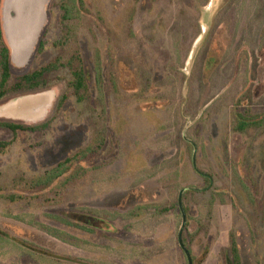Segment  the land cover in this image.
<instances>
[{
	"label": "rangeland",
	"instance_id": "obj_1",
	"mask_svg": "<svg viewBox=\"0 0 264 264\" xmlns=\"http://www.w3.org/2000/svg\"><path fill=\"white\" fill-rule=\"evenodd\" d=\"M11 1L0 124L47 128L0 126V264H188L183 189L193 264H228L231 239L241 264H264V124L241 133L235 118H264V0H45L22 65L3 27ZM53 63L45 88L13 89Z\"/></svg>",
	"mask_w": 264,
	"mask_h": 264
},
{
	"label": "trees",
	"instance_id": "obj_2",
	"mask_svg": "<svg viewBox=\"0 0 264 264\" xmlns=\"http://www.w3.org/2000/svg\"><path fill=\"white\" fill-rule=\"evenodd\" d=\"M68 14V12H66ZM68 17V15H67ZM0 42L2 43V30H1V23H0ZM3 45V44H2ZM39 49H42V43H40ZM57 64H49L46 67L34 71L32 73L26 74L18 79V81L14 84L13 89L15 91H36L40 88H45L47 85L42 84V80L45 76L49 75L50 73L54 72V70L57 68ZM1 68H2V80H1V89L6 87L8 80L10 78V64H9V51L7 47L3 45L2 51H1ZM43 85V86H42ZM72 88L74 89L75 93L78 94L80 92L87 93L88 92V85L86 80V74L84 69L80 66L76 71L73 72V81L71 83ZM2 95H0L1 98ZM66 97H63L60 105L62 106L64 104V100ZM236 118V131L244 133L247 129L253 128V127H261L264 124V118L255 119L254 117L250 116L249 114L243 115L240 113H237L235 115ZM0 126L7 128L10 130L13 134H16L18 131L23 132H39L43 131L47 128V125L41 126V127H30L28 125H16L12 123H2ZM10 146L9 142L0 143V151L3 152ZM91 153V148L85 149L83 151L84 157L88 156ZM83 156H77L73 160L69 159L65 161L64 163L59 164L55 169L47 172L42 177L36 179L32 182V188H41L43 190L49 189L57 180L62 178L68 171L69 166L73 161H82L80 158ZM208 183L209 180L204 178ZM189 193V192H188ZM193 193V192H190ZM11 200H15V198H11ZM176 207L178 206L175 205ZM159 211V210H158ZM167 210H164L165 212ZM162 213V211H159ZM231 260L228 264H241L239 251L237 248V244L234 239H231ZM186 245V244H185ZM189 250V248H188ZM190 251V250H189ZM193 257H192V263H193Z\"/></svg>",
	"mask_w": 264,
	"mask_h": 264
},
{
	"label": "water",
	"instance_id": "obj_3",
	"mask_svg": "<svg viewBox=\"0 0 264 264\" xmlns=\"http://www.w3.org/2000/svg\"><path fill=\"white\" fill-rule=\"evenodd\" d=\"M45 15V0H12L3 13L4 31L12 50L13 61L22 65L30 57L41 33ZM39 101H44L42 98ZM42 107L43 103H38ZM195 165V159H193ZM188 189H183L179 195V207L182 212V226L178 233V243L184 251L187 263H192V257L183 243V230L186 215L182 206V196Z\"/></svg>",
	"mask_w": 264,
	"mask_h": 264
},
{
	"label": "flooded vegetation",
	"instance_id": "obj_4",
	"mask_svg": "<svg viewBox=\"0 0 264 264\" xmlns=\"http://www.w3.org/2000/svg\"><path fill=\"white\" fill-rule=\"evenodd\" d=\"M20 92H22V91H20ZM0 95H2L0 98V100H1L2 98H4L5 94L3 92H1Z\"/></svg>",
	"mask_w": 264,
	"mask_h": 264
}]
</instances>
